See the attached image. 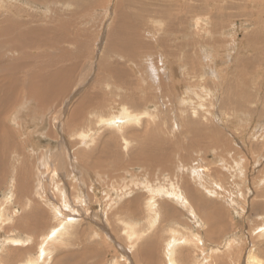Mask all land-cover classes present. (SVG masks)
<instances>
[{"label": "rangeland", "instance_id": "rangeland-1", "mask_svg": "<svg viewBox=\"0 0 264 264\" xmlns=\"http://www.w3.org/2000/svg\"><path fill=\"white\" fill-rule=\"evenodd\" d=\"M50 1L0 0L3 23L71 13L66 45L75 44L72 57L47 70L50 55L39 47L26 60L20 53L13 63L0 59L15 74L0 76L16 87L7 84L14 102L2 113L15 135L0 165V232L22 230L17 245L28 246L26 235L32 245L28 259L6 264H145L149 240L157 243L152 264H169L170 239L177 243L173 264H264V67L253 78L245 73L264 52L250 33L264 40V0ZM131 2L138 18L119 24V3ZM236 51L249 54L239 59ZM61 66H78L67 73L69 83L42 84L45 98L23 102L21 79L56 77ZM121 109L139 118L121 128L99 123ZM183 186L180 203L167 196L185 193ZM189 188L199 207L185 200ZM12 247L1 250L0 264Z\"/></svg>", "mask_w": 264, "mask_h": 264}, {"label": "bare ground", "instance_id": "bare-ground-1", "mask_svg": "<svg viewBox=\"0 0 264 264\" xmlns=\"http://www.w3.org/2000/svg\"><path fill=\"white\" fill-rule=\"evenodd\" d=\"M31 3H39V4H48V3H52V1L49 2V0H27ZM53 1H58V0H53ZM78 1V0H77ZM86 1V0H85ZM84 2V4H86ZM91 1V0H90ZM89 1V2H90ZM74 4H75V7H76V1L73 0ZM87 2V1H86ZM93 2V0L91 1ZM98 2V1H96ZM79 3V2H78ZM88 3V2H87ZM94 3H95V0H94ZM99 3H102V2H98ZM84 4H83V7H84ZM96 3V5H98ZM87 6V5H86ZM88 6H89V3H88ZM87 6V7H88ZM81 8L82 7V4L80 6ZM77 9H78V5H77ZM76 9V11H78ZM94 10V9H93ZM84 11H86V7H84ZM88 11H91V8H87V14H89ZM75 13V11H74ZM118 15V14H117ZM86 16V15H85ZM72 15L71 13L70 14H66V15H62V16H53L51 17L48 21L46 22H43V23H40L39 20H36V21H30L29 23H26L25 20L21 21V20H9V21H6V22H0V56L1 55H8L10 56L8 58V56H4V57H1V62H4V63H8L10 61H12V63L14 62L13 60H15L16 58H14V54H18L20 53V55L22 57L25 58V60L29 57V50L33 47H39V51L41 50L42 54H48L50 55L49 56V59L51 60V62H49L48 64L45 65V70L48 69V66L53 63L55 60L56 62H60V61H63L67 58H70L72 57V53L71 51L69 50L70 48H72L71 46L74 44H72L71 46L68 45L69 47H67L66 43H70L71 42V35H66V31L65 29H67V32L69 30H72L71 27L70 29L68 30V23L72 20ZM78 17H82L80 16V14L76 13V16H75V19L78 18ZM87 17V16H86ZM2 18V16H0V19ZM54 19V20H52ZM79 19V18H78ZM159 20V19H158ZM77 21V19H76ZM81 22V21H80ZM83 22V21H82ZM70 24V23H69ZM74 26V25H73ZM72 26V27H73ZM114 26V25H113ZM113 26L111 27L113 29ZM65 27V29H64ZM123 27V26H122ZM122 27H119V29H121ZM123 29V28H122ZM131 30V29H130ZM73 31V30H72ZM132 32V31H131ZM69 33V32H68ZM82 33H85V32H82ZM90 33V32H89ZM117 34V32H116ZM133 34V33H132ZM74 35V34H73ZM79 35V34H77ZM76 35V36H77ZM82 35H85L87 36L88 34H82ZM129 35V34H128ZM66 36V37H65ZM84 36V37H85ZM90 36V35H88ZM114 37V36H113ZM119 37V36H118ZM122 37H124V35H122ZM127 37V35L125 36ZM80 38V35L78 36V39ZM84 39V38H83ZM86 39V38H85ZM90 39H92L90 37ZM115 39V38H114ZM110 40V39H109ZM117 40V38H116ZM120 40V39H119ZM87 41H90L89 40V37L87 39ZM115 41V40H114ZM113 41V42H114ZM77 43V42H76ZM85 43H86V40H85ZM80 44H82V40H78V45L79 46ZM115 44V43H114ZM117 44V42H116ZM115 44V45H116ZM87 45V44H86ZM118 45V44H117ZM82 45H80L81 47ZM119 46V45H118ZM125 46V44L123 45V47ZM75 47V44L73 45V48ZM77 49V48H75ZM90 49V48H88ZM115 49V48H114ZM9 50L10 52L12 53V55L9 53ZM73 50V49H71ZM120 50V49H119ZM78 51V50H77ZM111 51V50H110ZM116 51V49H115ZM122 51V50H121ZM139 51V50H138ZM76 51H74V54H75ZM112 52V51H111ZM118 52V51H117ZM123 52V51H122ZM83 53V52H82ZM131 53V52H130ZM80 54V53H78ZM84 54V53H83ZM87 56V54H85ZM75 56V55H74ZM76 57V56H75ZM79 57V56H78ZM84 57V56H83ZM47 58V57H46ZM22 59V58H21ZM80 59V58H79ZM49 60V61H50ZM19 61V60H18ZM151 61V60H150ZM58 62V63H59ZM65 62V61H64ZM152 62V61H151ZM3 63V64H4ZM11 63V62H10ZM19 63V62H18ZM61 64V63H60ZM75 64V63H74ZM104 64V63H103ZM156 64V63H155ZM63 65V64H61ZM5 67L7 65H4ZM24 66L23 62H21L20 66H16L15 68L16 69H22V67ZM8 67V66H7ZM66 67V66H65ZM78 66H76L77 68ZM9 68L12 70L13 67L11 65H9ZM9 68H4L2 67V64H0V71H3L5 70V72H7V74L9 75H15L14 74V70L11 72L10 70H8ZM75 66H70V67H66L64 68L63 66H61V68L58 67L57 69V72L55 74L56 77H52V78H44L42 76V74L38 77H34L32 78V80L29 81L28 80H25V78L22 80H20V84H19V88L22 86V92H24L25 90H27V98H25V100L23 102H28L27 100L29 99V96L32 97V94L35 95V97H46L44 94H43V89H42V84H53V85H59L61 86V82L63 81H68L69 83V80H64L67 73H72L75 69ZM29 70V69H28ZM17 71V70H16ZM25 71V70H24ZM51 71V70H50ZM55 71V70H54ZM77 71V69H76ZM76 71H75V74H76ZM230 71V70H229ZM46 73V72H45ZM167 74V73H166ZM12 75V76H13ZM24 75V74H23ZM38 75V74H37ZM37 75H34V76H37ZM156 77V76H155ZM252 77V76H251ZM0 83L3 82L2 84V91L4 92V97L2 99H0V165H2L4 163V160L6 159V148H5V143H7V148L8 150L9 147H11L8 142L10 139V137H13L15 135V132H13L12 128L8 126L7 122L9 121H5L7 120L8 118V115H6L8 113V110L9 112H11V109H12V101L13 98H14V94L11 92L12 88H10L8 90V85H11L13 82H15L14 80H12V82H9V79L8 80H5L4 81V76H0ZM13 78V77H12ZM253 78V77H252ZM15 79L17 80V78L15 77ZM73 79V78H72ZM161 79V78H160ZM256 79V78H255ZM71 80V79H70ZM258 80V79H256ZM222 81V80H221ZM8 84V85H7ZM15 84V83H14ZM13 85V84H12ZM67 85V84H66ZM15 87V85H13ZM17 86V85H16ZM58 86V87H59ZM13 87V89H14ZM66 87V86H65ZM16 88V87H15ZM18 88V87H17ZM63 89V88H62ZM15 91V89H14ZM242 91V90H241ZM20 94V92H19ZM18 94V95H19ZM56 94V92H55ZM55 96V95H54ZM54 96H47L48 98H51V99H57L55 98ZM60 97V96H59ZM18 98V97H17ZM19 100V99H18ZM20 101V100H19ZM126 104H129V105H125V108H127V110L129 112H131L128 107L131 106L130 105V102L126 103ZM22 105V103H21ZM49 105V104H48ZM55 106V105H54ZM127 106V107H126ZM22 107V106H21ZM8 109V110H7ZM15 109V108H14ZM7 110V113L5 114H2L4 111ZM125 110V109H121L119 114L117 115H114L112 117L111 115V119H108V117L106 118H101V120L99 121L100 124H106V125H109L110 127H115V128H121L123 127L126 123H128L127 121H132V120H136L138 119L139 117L138 116H134V115H129V112ZM79 111V110H78ZM10 114V113H9ZM4 116V117H3ZM12 122V121H11ZM71 122H72V125L73 127L75 128H79L80 124H81V121L79 118H76L75 116L72 117L71 119ZM11 124V123H10ZM79 124V125H78ZM78 125V126H77ZM53 133V132H52ZM11 134V135H10ZM49 135V134H48ZM81 136H82V139L83 141H87V142H91V139H89L90 137V134L89 133H81ZM51 137H54V134L51 136ZM6 139V140H5ZM13 142V141H11ZM10 142V143H11ZM85 143V142H84ZM129 142L126 140V144H128ZM86 144V143H85ZM83 145V144H82ZM127 146V145H126ZM13 147V146H12ZM17 149V148H16ZM13 150V148H12ZM20 150V149H19ZM171 159V158H170ZM169 159V160H170ZM177 161V160H176ZM191 161V160H190ZM193 163V162H192ZM24 165V163H22ZM22 164L20 165V170L23 169L24 167L22 166ZM45 164V163H44ZM43 164V165H44ZM199 164V163H198ZM46 165V164H45ZM5 165L3 164L2 166V169ZM166 164H164V168H165ZM194 167V166H193ZM6 168V167H5ZM4 168V169H5ZM193 169V168H192ZM189 170V169H188ZM192 171V170H191ZM21 172L22 174L24 173L22 170L19 171ZM173 173V172H172ZM194 173V172H193ZM26 176V175H25ZM20 179V183L23 184V181L25 180L23 177H21V175H17V179ZM56 177V176H55ZM2 178L0 176V181H2ZM201 178V177H199ZM177 179V178H176ZM180 179V177H179ZM183 179V178H182ZM183 181V180H182ZM179 182V181H178ZM172 184V183H171ZM175 186V185H174ZM172 187H173V184H172ZM174 188V187H173ZM184 188V191L185 193L179 188V189H174L172 191V193L170 191L167 192V196H173V199L176 200L178 203H180L186 196H187V189L183 186ZM164 189V188H162ZM163 191V190H162ZM164 192V191H163ZM80 193V191H79ZM156 193V192H155ZM158 193V192H157ZM169 194V195H168ZM189 196H190V199L193 201L194 198L195 199H198V195H196V192H194L191 188H189ZM82 197V195H81ZM81 197H79L81 199ZM82 201H84V199H81ZM187 200L189 201V199L187 198ZM195 201V200H194ZM106 201H104L105 203ZM106 205V204H105ZM263 205V204H262ZM152 208V206H151ZM106 209V208H105ZM154 209V208H153ZM152 210V209H151ZM205 210V209H204ZM256 210V208H254V211ZM57 211V210H56ZM205 217L208 216V220L211 221V216L212 215L214 217V215L211 213V212H207L205 214H203ZM204 217V218H205ZM40 218V217H39ZM154 218V217H153ZM155 219V218H154ZM213 220V219H212ZM154 220H152V223ZM215 221V220H214ZM36 222V221H35ZM207 222V221H206ZM152 223H151V226H152ZM211 226V224H210ZM213 226V225H212ZM212 228V227H211ZM210 228V229H211ZM208 231L209 233V236L213 235V233L216 234L214 228H212V230ZM26 230V229H25ZM57 230V229H56ZM35 234L38 236L39 234L42 233V230H34ZM175 230H172V233H174ZM55 233V232H54ZM62 230L61 232H58L57 233V238H60L62 236ZM142 233V232H141ZM176 234V232H175ZM198 236V235H196ZM26 239H24L25 241H29L31 240V237L30 236H27L26 235ZM49 239L53 240L54 239H57V238H53L52 239V235L48 237ZM170 238V237H169ZM66 239V238H65ZM178 239V238H177ZM176 239V241H177ZM200 239V238H199ZM43 240V239H42ZM50 240V241H51ZM158 240V239H157ZM175 240V239H174ZM201 240V239H200ZM23 242V240H22ZM47 242V241H46ZM12 243H15L17 244L18 243V240L16 239L15 241H13ZM25 243V242H24ZM48 243V242H47ZM152 242L147 241L146 243H144V247H145V244L146 247L145 249L147 250V254L145 253L142 258V260H144L145 264H152V260L154 259V257L152 258V255L154 256V254H152V252L150 250H155V247H157V243L154 242V245L155 246H152L151 244ZM40 244L42 245L41 241H40ZM40 245V246H41ZM45 245V243H44ZM21 246V245H20ZM176 246H177V243H175L174 241H172V239H170V241L168 242V245H167V255H168V259H169V264H173V261L175 260L174 259V255L176 254L175 251H176ZM45 247V246H44ZM143 249V248H142ZM41 252H43V245L40 247L39 249ZM141 251V250H139ZM145 252V250H143ZM139 254V253H138ZM130 255V254H129ZM173 260V261H172ZM72 262V260H71ZM57 264L59 263V258L57 259ZM176 263V262H175Z\"/></svg>", "mask_w": 264, "mask_h": 264}, {"label": "crops", "instance_id": "crops-1", "mask_svg": "<svg viewBox=\"0 0 264 264\" xmlns=\"http://www.w3.org/2000/svg\"><path fill=\"white\" fill-rule=\"evenodd\" d=\"M126 4L131 5L129 10H126L124 8V6ZM116 9H117V5L114 8V10L116 11ZM138 9H139L138 4H135V2L119 3V7H118V21H120L119 24H126V25L130 26L131 23L134 22L138 18L137 13H136L138 11ZM115 17H116V14H115ZM248 22H249V20H248ZM250 24H251V21L249 22L248 26H250ZM258 26L260 27V23H258L257 27ZM250 33H252L251 39L259 42L264 47V40L262 39V37L260 35L253 34L254 32H252V31H250ZM250 51L251 52H253V51L258 52L257 50H250ZM259 52H261V54H262L260 61L257 62L251 68H247L245 70V73L250 75V76H254L255 74H259L260 68L264 67V52H262V51H259ZM248 54L249 53H246V52L240 53V52L236 51V57L239 59H245L248 56ZM234 68H237V66H235ZM185 200L188 201L187 198ZM189 201H192V200H189ZM195 203H196V201H192L194 208H195V206H198V205H194ZM173 210H175V209H173ZM25 225H26V223H25ZM26 228L27 227L25 226V229ZM26 230H28V229H26ZM2 232H4V233H2ZM23 234H24V232L22 230H1V232H0V246H2V247L0 248V252L2 249H3L2 252H6L7 251L6 246L13 245V247H12L11 251L9 252V254L7 255V257L1 258V260H3V262H5V264L10 263V262L18 263L19 259H21V260L28 259L30 256H32V248H30V249L28 248V246L32 247V245L30 244V241L26 242V245H28V246L22 245L23 243L20 246L19 244L17 245L15 243H12V241H9V239H11V238H15V239L23 238L22 237ZM15 257H17V260H15Z\"/></svg>", "mask_w": 264, "mask_h": 264}]
</instances>
